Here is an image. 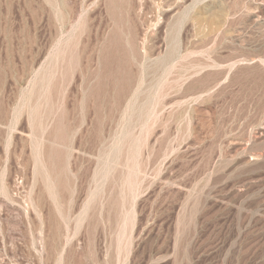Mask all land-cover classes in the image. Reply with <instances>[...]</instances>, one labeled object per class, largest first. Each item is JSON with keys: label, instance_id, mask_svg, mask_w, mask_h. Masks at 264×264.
<instances>
[{"label": "rangeland", "instance_id": "obj_1", "mask_svg": "<svg viewBox=\"0 0 264 264\" xmlns=\"http://www.w3.org/2000/svg\"><path fill=\"white\" fill-rule=\"evenodd\" d=\"M0 264H264V0H0Z\"/></svg>", "mask_w": 264, "mask_h": 264}]
</instances>
